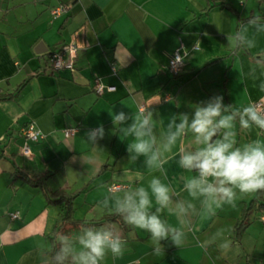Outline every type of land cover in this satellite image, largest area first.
<instances>
[{
	"label": "crops",
	"instance_id": "crops-1",
	"mask_svg": "<svg viewBox=\"0 0 264 264\" xmlns=\"http://www.w3.org/2000/svg\"><path fill=\"white\" fill-rule=\"evenodd\" d=\"M58 5L66 11L53 16ZM253 16L264 17V0H0V264H44L48 235L62 210L61 203L47 201L44 190L71 196L73 217L84 221L112 214L99 205L104 196L147 187L154 175L183 198L177 149L166 154V175L147 168L143 157L130 161L127 141L114 132L109 112L130 114L152 104L159 132L170 115L190 112L213 95L237 107L264 103V33L250 50L234 52L227 44ZM196 40L200 48L193 52ZM180 43L186 49L183 65L172 75L168 60ZM69 44L75 49L73 70H51L49 53ZM95 78L114 89L96 94ZM29 122L42 134L37 141L21 135ZM101 125L106 135L97 145L103 150H97L84 139ZM67 128L75 132L64 137ZM256 138V130L238 131L241 144ZM133 174L142 179L129 184ZM113 184L119 187L110 190ZM261 204L264 192L247 194L206 222L194 218L185 245L163 241L160 256L151 254L148 233L112 222L127 244L123 257L109 256L104 264H264ZM220 229L233 242L229 252L216 244L201 246Z\"/></svg>",
	"mask_w": 264,
	"mask_h": 264
},
{
	"label": "clouds",
	"instance_id": "clouds-1",
	"mask_svg": "<svg viewBox=\"0 0 264 264\" xmlns=\"http://www.w3.org/2000/svg\"><path fill=\"white\" fill-rule=\"evenodd\" d=\"M240 3L244 4V0ZM261 33H264V17L253 16L227 37L228 47L234 52L250 50ZM199 48L200 41L196 40L192 51L198 52ZM180 57L172 61L173 66L182 63ZM259 91L264 93V81L259 84ZM151 105L130 114L123 110L109 112L114 132L127 141L130 161L143 157L147 168L161 173L167 163L166 154L177 149L185 196L182 198L161 176L154 175L147 187L141 184L110 193L99 205L120 216L125 224L148 233L151 254L160 256L165 253L163 241L178 248L185 245L194 218L206 222L225 206L234 208L239 196L264 192V138H259L264 137V105L249 101L237 107L225 104L222 95H213L191 105L190 112L170 115L166 128L159 132ZM253 130L258 138L239 143L238 131ZM105 135L101 125L89 129L84 140L94 149L103 150L97 145ZM185 137L189 138L187 144L183 143ZM141 179L133 174L129 184ZM55 241L58 250L54 255L47 252L44 264H104L109 256L123 257L127 244L118 227L111 223L99 226L85 223L75 235L58 233ZM213 244L222 253L229 252L233 246L223 229L201 246Z\"/></svg>",
	"mask_w": 264,
	"mask_h": 264
},
{
	"label": "built area",
	"instance_id": "built-area-1",
	"mask_svg": "<svg viewBox=\"0 0 264 264\" xmlns=\"http://www.w3.org/2000/svg\"><path fill=\"white\" fill-rule=\"evenodd\" d=\"M240 3V0H237ZM245 1V0H244ZM66 11V7L62 5H58L52 10L53 16H58L60 13H64ZM182 56L180 59H183V56L185 55V52L183 51V46L180 43L171 53L168 60V71L172 75H178L181 72L182 63H179L175 66H173L172 61L176 58V56ZM74 57H75V49L74 45L69 44L67 46H62L61 48L54 50L50 57H49V68L53 71L59 70V69H68L73 70L74 68ZM94 92L96 94L102 93L104 90L111 91L114 89L113 86H104L98 78L94 79L93 83ZM259 104L264 105L261 101H256ZM143 107L140 106L139 110H142ZM75 132V128H67L63 130L64 137L70 136ZM21 135L25 140L28 141H37L39 138L42 137V134L39 130H37L32 122L27 123L21 128ZM22 151L24 153H28L29 149L27 145H23ZM118 185H111L110 190H114L118 188ZM11 217H15L16 214L12 213L10 215Z\"/></svg>",
	"mask_w": 264,
	"mask_h": 264
},
{
	"label": "trees",
	"instance_id": "trees-1",
	"mask_svg": "<svg viewBox=\"0 0 264 264\" xmlns=\"http://www.w3.org/2000/svg\"><path fill=\"white\" fill-rule=\"evenodd\" d=\"M61 47H59V48H61ZM59 48H57V49H59ZM57 49H55V50H57ZM52 52L49 53V57H50ZM20 86H22V85H20ZM7 96H9V95H7ZM3 97H4L3 95H0V99H2ZM25 180L33 183V181L31 179L26 178ZM34 183H37V181H34ZM38 184H40V182H38ZM40 186L42 187V185H40ZM44 195L46 196L48 202H50V203L51 202L52 203H61L62 204V210L59 213L57 224L54 226V228L52 229V231L48 235V240L50 242V248L47 252L50 251V253L53 255H54L55 251L58 250V244L55 241V236L58 233H61V232L67 233L70 229L76 228V227L81 226L85 223H88V224L94 225V226H99V225H103L104 223L117 222L120 226L123 225V219L120 216L115 215L113 213L104 215L101 219L96 220V221H84L81 219H75L72 215L73 207H72V197L71 196H68V195L62 194V193L58 194L57 192H53L52 194H48L45 190H44ZM262 206H264V205H262Z\"/></svg>",
	"mask_w": 264,
	"mask_h": 264
}]
</instances>
